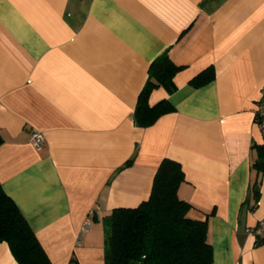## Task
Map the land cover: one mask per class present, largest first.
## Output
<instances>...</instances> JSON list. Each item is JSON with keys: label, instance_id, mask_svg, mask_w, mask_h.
I'll return each instance as SVG.
<instances>
[{"label": "crops", "instance_id": "0c3cea01", "mask_svg": "<svg viewBox=\"0 0 264 264\" xmlns=\"http://www.w3.org/2000/svg\"><path fill=\"white\" fill-rule=\"evenodd\" d=\"M165 52L176 89L148 104L173 110L143 127L139 95ZM210 66L212 80L190 83ZM262 89L264 0H0L1 188L52 264H105L103 217L146 200L170 158L178 197L207 220L212 264H264L246 232L264 220ZM0 264H17L6 242Z\"/></svg>", "mask_w": 264, "mask_h": 264}, {"label": "trees", "instance_id": "16d2710c", "mask_svg": "<svg viewBox=\"0 0 264 264\" xmlns=\"http://www.w3.org/2000/svg\"><path fill=\"white\" fill-rule=\"evenodd\" d=\"M180 70L162 53L149 68V78L143 87L135 110L140 126L152 124L159 116L173 110L167 100L149 106L150 92L163 87L173 92L175 74ZM210 66L190 83L200 86L212 80ZM2 138L0 135V144ZM253 167L264 172V146L257 148ZM129 159L124 166L131 164ZM179 162L164 158L153 177L149 197L134 207H116L103 217L105 226V264H212V247L207 241V220L193 218V206L180 199L177 190L183 182ZM257 182L254 194H258ZM0 242H6L17 264H52L29 223L0 184Z\"/></svg>", "mask_w": 264, "mask_h": 264}, {"label": "built area", "instance_id": "2783aa9c", "mask_svg": "<svg viewBox=\"0 0 264 264\" xmlns=\"http://www.w3.org/2000/svg\"><path fill=\"white\" fill-rule=\"evenodd\" d=\"M255 121L259 128V131L264 135V89H262V95L256 104L255 108ZM30 144L34 149L40 150L44 142V134L39 130H32L30 133ZM89 228V220L85 219L82 224V231H86ZM246 232L252 235L257 242H264V220L256 222L254 225L246 228Z\"/></svg>", "mask_w": 264, "mask_h": 264}]
</instances>
